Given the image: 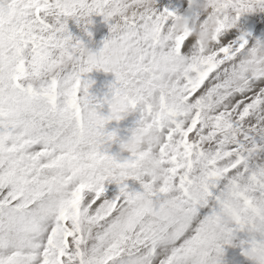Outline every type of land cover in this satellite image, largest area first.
Masks as SVG:
<instances>
[{"label": "snow or ice", "instance_id": "obj_1", "mask_svg": "<svg viewBox=\"0 0 264 264\" xmlns=\"http://www.w3.org/2000/svg\"><path fill=\"white\" fill-rule=\"evenodd\" d=\"M176 3L0 0V264H222L245 230L242 255L264 256V40L239 24L264 0ZM93 15L125 50L110 89L149 132L123 162L68 30L91 37Z\"/></svg>", "mask_w": 264, "mask_h": 264}, {"label": "rangeland", "instance_id": "obj_2", "mask_svg": "<svg viewBox=\"0 0 264 264\" xmlns=\"http://www.w3.org/2000/svg\"><path fill=\"white\" fill-rule=\"evenodd\" d=\"M165 6L180 12L184 10L176 3V0H165ZM90 19L92 23L88 26L87 31L92 33L91 37L83 31V24H78L73 19L68 20V30L73 37L79 38L85 46L91 48L93 51H98L103 47L105 39L109 37V28L108 25L104 23L102 16L93 15ZM239 24L241 25L240 31L250 32L255 39L264 40V14H245L240 17ZM87 79L93 82L88 93L90 97H95L94 103H99L100 106L98 107L99 109L97 108V111L100 115L107 116L108 106L103 104L102 101L110 93V86L114 82L115 77L111 73L106 74L102 70L97 71L94 69L87 74ZM141 114L142 106L137 105L124 119L119 122L112 121L104 128L105 134L114 132L116 136V139L105 144L104 148L108 155L115 157L119 162H123L130 157L128 152L121 151L120 144L130 139L133 130L139 125ZM127 183L131 190H141L138 182L128 180ZM111 187L113 189L116 188L115 185H111ZM251 238V234L246 230L237 232L232 241V244L235 246H224L222 264H251V262L242 255L243 249L240 247L241 241H248ZM256 239L259 240L260 237L256 236Z\"/></svg>", "mask_w": 264, "mask_h": 264}, {"label": "clouds", "instance_id": "obj_3", "mask_svg": "<svg viewBox=\"0 0 264 264\" xmlns=\"http://www.w3.org/2000/svg\"><path fill=\"white\" fill-rule=\"evenodd\" d=\"M154 2V0H150ZM213 0H205L206 5L212 3ZM174 27L177 32L191 31L188 26V21L182 18H177L174 22ZM211 32L204 33L200 36V39L205 43H208ZM82 55L85 57L86 63L93 66L95 69L97 66L106 74L111 73L114 77L120 65L125 59V50L123 46L113 37L109 36L106 44L103 45L98 51H93L87 46H83ZM260 57L264 59V51L259 53ZM103 104L108 106V115L102 116L105 120L104 127L112 121L119 122L124 119L132 110L129 101L126 96L119 94L116 91L110 89V93L102 101ZM99 103L93 106L92 110L97 112ZM99 114V113H98ZM100 115V114H99ZM149 132L145 127L138 125L132 132L130 139L123 141L120 144L122 152H128L131 155L139 152L145 144ZM116 139V137H115ZM248 260H255L257 264L264 260V256L258 253L245 256Z\"/></svg>", "mask_w": 264, "mask_h": 264}, {"label": "bare ground", "instance_id": "obj_4", "mask_svg": "<svg viewBox=\"0 0 264 264\" xmlns=\"http://www.w3.org/2000/svg\"><path fill=\"white\" fill-rule=\"evenodd\" d=\"M96 76H97V75H96ZM94 98H95V97H94ZM98 100H99V98H98ZM98 109H99V108H98ZM98 113H99V112H98ZM103 113H104V112H103ZM103 113H102V114H103ZM134 120H135V119H134ZM126 129H127V128H126ZM120 132H121V130H120ZM117 133H118V132H117ZM118 135H119V134H118ZM120 161H121V160H120Z\"/></svg>", "mask_w": 264, "mask_h": 264}]
</instances>
